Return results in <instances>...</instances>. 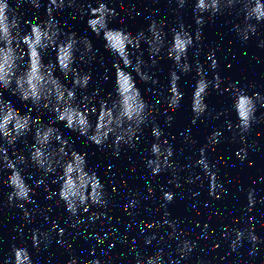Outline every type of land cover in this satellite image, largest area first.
Segmentation results:
<instances>
[{"label":"clouds","instance_id":"obj_1","mask_svg":"<svg viewBox=\"0 0 264 264\" xmlns=\"http://www.w3.org/2000/svg\"><path fill=\"white\" fill-rule=\"evenodd\" d=\"M30 3L39 8V0H17V7L23 3ZM75 0H50V6L46 10L47 19L37 23H29L28 31L21 27L20 17L12 9L10 0H0V89L9 91L21 102H30L31 107L27 113L21 114L10 102L3 99V91H0V139L9 147L14 146L22 138L32 135L33 142L29 146V155H19L17 160L10 159L6 153L8 149L0 145L2 166L9 170L10 174L3 180L12 191L8 200L30 201L33 189L28 185L23 170L17 167V163L23 165L29 160L45 175L60 170L58 194L73 216L78 214L80 209L84 212L89 210L91 205L106 207V192L99 176L89 165L86 152H79L73 148L69 140L64 138L56 124L62 123L65 128L86 138L98 148L103 147L110 139L112 146L119 149L123 145L134 146L137 133L149 119L153 118L154 109L144 99L141 90L138 88L136 78L145 84L149 81H157L143 70L145 61L142 55H133L138 52L143 43L148 45L149 56H159L165 47L167 33L164 32L162 22L152 20L147 31L140 30L133 34L125 28H112L109 24L117 13L115 9L108 7L104 0H97L96 7L87 10L89 19L88 28L104 40V48L114 57L110 72L105 69L103 79L105 82L113 80V90L105 95V98L98 99L100 89H94L92 95L81 96L77 102V89L86 92L89 83L92 81L91 72H83L75 67L76 62L90 63L95 61L96 55L93 50L92 41L88 37H79L76 32H64L56 21L53 9L63 10L70 7ZM182 7L185 0H178ZM240 5L243 14V23L234 25V30L247 41L250 35L255 34L257 25L264 23V0H196L194 12L196 23L203 26L204 15L211 20L222 9H232ZM255 21V23H253ZM119 23L123 24L121 18ZM172 39L167 44L166 56L173 61L175 70L170 72L168 91V107L175 111L183 100L184 93L180 90L179 73L187 74L192 70L191 64L187 61L188 49L199 41L202 36L198 30L193 35L185 30L180 24L179 29H171ZM55 53V59L45 62V56ZM209 56H214L210 51ZM157 61H151V67H155ZM213 61L211 67L216 68ZM59 71L63 77H58ZM135 74V75H133ZM197 76L191 98V110L193 112L192 123L197 118L205 115L207 111L206 97L209 88L219 90L220 78L217 75L215 83L207 80L201 69L197 68ZM71 80L72 87H68L64 81ZM224 91H231L232 105L237 114L238 123L236 128L241 132L249 131L251 124L255 121L256 97L258 94L249 96L238 88L235 83L231 84ZM88 105V106H85ZM98 105V106H97ZM47 110L51 112V121L46 124L41 117L33 116V111ZM95 115L93 123L91 117ZM219 115V114H218ZM172 117H168L169 124ZM231 124L229 127L231 128ZM152 135L159 140L163 135L158 126L152 129ZM221 135L219 131L213 132L209 137L211 144L218 142ZM193 143L195 141H192ZM167 140L161 143H153L150 151L156 158L147 161L151 168V174H159L164 166L173 167L170 158L173 156V149L167 145ZM244 152V155L241 153ZM205 148L200 149L201 158L196 162L202 165L205 174L209 171V165L204 156ZM244 159L246 152L242 149L236 153ZM189 182H192L189 178ZM179 187V184H176ZM151 192V189H149ZM219 198L215 192H210ZM163 198L171 202L174 194L164 192ZM45 199H51L46 196ZM256 203L253 192L248 194L249 211ZM23 208V204L19 205ZM30 213L25 210L27 218ZM152 225H149L151 227ZM55 228L56 225L54 224ZM244 235L243 231L236 232V240L233 242V249ZM249 239L254 244L259 237L253 231H249ZM33 247H38L40 239L34 233L32 237ZM150 243V241H148ZM194 247V243L183 240L179 246L180 255L186 256ZM13 264H33L30 254L26 248L13 247ZM162 250H158L154 257L146 258V264H163L161 258ZM67 264H77L75 258L70 259ZM85 264H101L96 260L86 261ZM136 264H142L137 260ZM175 264V262H173Z\"/></svg>","mask_w":264,"mask_h":264}]
</instances>
